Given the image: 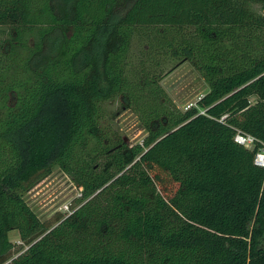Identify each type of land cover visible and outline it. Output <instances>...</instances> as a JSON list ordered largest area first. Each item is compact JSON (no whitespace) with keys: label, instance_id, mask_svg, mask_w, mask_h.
<instances>
[{"label":"trees","instance_id":"trees-1","mask_svg":"<svg viewBox=\"0 0 264 264\" xmlns=\"http://www.w3.org/2000/svg\"><path fill=\"white\" fill-rule=\"evenodd\" d=\"M256 4L0 0V264H264ZM184 61L210 87L186 111L161 84ZM125 110L142 143L113 126ZM54 167L82 190L42 221L25 195Z\"/></svg>","mask_w":264,"mask_h":264},{"label":"rangeland","instance_id":"rangeland-1","mask_svg":"<svg viewBox=\"0 0 264 264\" xmlns=\"http://www.w3.org/2000/svg\"><path fill=\"white\" fill-rule=\"evenodd\" d=\"M255 9L264 14V5L256 4ZM175 104L182 111L197 106L198 101L209 91L210 87L198 69L190 61L179 64L161 81ZM115 103L110 109L117 111ZM113 126L126 138L129 145L142 143L148 132L138 116L131 110L119 112L113 120ZM71 178L59 167L26 193L25 198L42 221H54L59 214L67 216L73 210L75 199L81 194ZM9 238L15 245L16 256L25 247L18 230L9 232Z\"/></svg>","mask_w":264,"mask_h":264},{"label":"built area","instance_id":"built-area-1","mask_svg":"<svg viewBox=\"0 0 264 264\" xmlns=\"http://www.w3.org/2000/svg\"><path fill=\"white\" fill-rule=\"evenodd\" d=\"M228 115H224L221 120H224L227 118ZM235 141L249 149H254L257 145V138L250 134L246 133L242 130H237V133L235 135ZM255 163L259 166L264 167V145L259 148L256 157H255ZM72 211H69L70 214Z\"/></svg>","mask_w":264,"mask_h":264}]
</instances>
